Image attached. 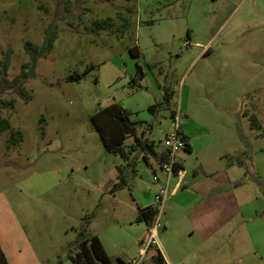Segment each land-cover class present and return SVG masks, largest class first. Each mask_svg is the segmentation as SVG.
I'll use <instances>...</instances> for the list:
<instances>
[{"label": "rangeland", "instance_id": "obj_1", "mask_svg": "<svg viewBox=\"0 0 264 264\" xmlns=\"http://www.w3.org/2000/svg\"><path fill=\"white\" fill-rule=\"evenodd\" d=\"M96 19L110 26L93 29ZM47 27L51 47L29 68L23 44L40 47ZM6 54L0 101H13L0 107L9 124L0 132V243L9 264H75L69 255L84 225L111 264H151L155 245L140 254L148 228L135 217L165 173L148 153L123 160L104 150L90 115L111 102L131 112L156 153L174 125L187 137L190 151L174 154L184 173L178 191L170 193L173 174L167 200L151 203L160 241L178 250L200 240L189 228L203 192L225 224L214 253L228 232L242 236L253 224L233 212L258 215L255 197L264 199V0H0ZM24 63L26 101L2 81ZM74 72L80 78L68 80ZM11 131L20 132L16 144L7 143ZM119 171L125 185L113 190Z\"/></svg>", "mask_w": 264, "mask_h": 264}, {"label": "trees", "instance_id": "obj_2", "mask_svg": "<svg viewBox=\"0 0 264 264\" xmlns=\"http://www.w3.org/2000/svg\"><path fill=\"white\" fill-rule=\"evenodd\" d=\"M110 26L107 19H96L92 22L93 29H104ZM50 28H46L45 37L43 44L38 47L28 41L24 42L23 47L31 57V66L33 65L37 56L42 55L45 51L49 50L52 44V38L49 36L48 31ZM134 53V52H133ZM8 64V55H3L0 59V70L5 72ZM25 68V69H24ZM28 64L24 63L22 69L16 77H13L10 81H6L2 78L4 86L6 88H13L14 92L26 101L29 97L27 91L22 88L21 83L26 78L28 72ZM80 75L76 72L68 75V80H78ZM12 99L5 101H0V107L4 108L7 105H12ZM4 106V107H3ZM156 105H149L148 111L152 112ZM131 112L123 108L120 104L116 102H111L103 107H98L91 115L90 122L94 127L105 151L117 154L123 160H128L131 158V154L135 151H141L142 157L145 160L146 156L144 153L155 157L158 165L161 162L167 160L168 152L167 150L162 153H156L153 148V144L146 138L136 135V122L130 117ZM251 124H255V119L251 118ZM9 129L8 121L5 118L0 117V132ZM184 141L183 148L185 151H190V146L187 137L178 131ZM132 137V142L128 145L123 144V140L126 137ZM21 135L19 131H11L8 144H16L20 140ZM7 144V146H8ZM136 156V155H135ZM134 156V158H135ZM133 164V160H132ZM119 170V169H118ZM181 170L180 164L174 166V171ZM125 185L122 174L118 173V181L113 185V190L120 189ZM157 209L152 205H147L144 207H139L137 210V215L135 220L137 222L143 221L147 228L151 226L154 217L156 215ZM260 215H264V207L260 212ZM75 250L69 255V258L75 264H111V261L107 254L105 253L99 239L96 235L89 234L86 231V225L81 226L77 229L76 238L74 240ZM151 247L148 245L146 251ZM153 264L162 262L163 257L161 252L155 247L153 248ZM0 264H9L5 254L0 248ZM125 264V263H123Z\"/></svg>", "mask_w": 264, "mask_h": 264}, {"label": "crops", "instance_id": "obj_3", "mask_svg": "<svg viewBox=\"0 0 264 264\" xmlns=\"http://www.w3.org/2000/svg\"><path fill=\"white\" fill-rule=\"evenodd\" d=\"M183 174L184 173L181 171V174L178 175V178L170 189V193H173V195L176 194L182 183L181 177ZM228 194H230L228 198L232 200V193L228 192ZM212 198L213 197L207 192H203L199 202H197L191 210L190 215L192 224L190 226L191 228H189V234L191 236L195 232L200 240L197 243L186 242V246L179 247V249L176 250L172 248V242L166 241L165 243L157 238V244L159 243V245H155V247L161 252L163 257L162 262L157 264H264V215L262 216L260 213L257 215L256 212L252 215L249 209L240 211V207H235L233 212L234 214L238 213L239 215L242 213V221L250 219V221L253 222L249 227L244 224V235L232 237L228 232L225 237L226 242L222 243V252H213L212 248L215 242L219 241V234H221V232L224 234L225 224H220V217L218 216L216 219V216L213 213V208H209ZM226 198L227 196L224 195V200ZM255 199H258V204H256V206L253 205V210L261 212L264 207V199L257 197H255ZM165 200H167V195L163 202H165ZM0 203L2 204V195L0 196ZM151 203L152 196L142 207L152 205L153 203ZM241 203L246 205L248 201L247 199H243ZM232 204H235V202L233 201ZM231 210L232 208L230 206L227 208L226 214H230L229 212H231ZM221 213H224V209ZM253 219H256L257 221ZM248 231L251 233L250 236L246 235V232L248 233ZM232 240L235 241L236 245L230 244V241ZM0 248L2 250L1 243ZM161 249H163L166 255L163 254ZM147 252L148 250L146 251L145 246L140 248L141 255L143 254L145 256ZM152 255L153 252L151 251L148 257L151 264L154 262Z\"/></svg>", "mask_w": 264, "mask_h": 264}, {"label": "built area", "instance_id": "obj_4", "mask_svg": "<svg viewBox=\"0 0 264 264\" xmlns=\"http://www.w3.org/2000/svg\"><path fill=\"white\" fill-rule=\"evenodd\" d=\"M178 128L176 125L173 126V129L167 133V135L163 139V145L165 146L168 157L167 160L164 162H161L159 164L160 169L165 173V180L158 184V188L156 192L152 195V203L153 205L161 206L164 199L166 198L167 194V182L171 175L176 174L180 175L181 170L174 171V166L178 164V162L174 159V154L177 150L183 148L184 141L181 138L180 133L178 132ZM154 181L157 180L155 176L152 177ZM157 213V212H156ZM159 227V223L157 222L156 218H154L151 226L148 229V237L147 241L145 243V248L148 247V245L157 244V237H156V231ZM140 258L136 260H129L126 262V264H139Z\"/></svg>", "mask_w": 264, "mask_h": 264}]
</instances>
